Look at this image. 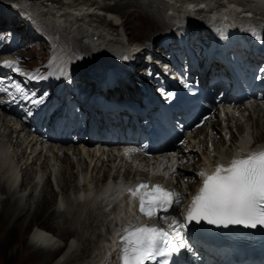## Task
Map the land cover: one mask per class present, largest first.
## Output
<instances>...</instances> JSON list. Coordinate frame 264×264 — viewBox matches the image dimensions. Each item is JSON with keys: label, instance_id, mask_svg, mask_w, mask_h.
Wrapping results in <instances>:
<instances>
[{"label": "bare ground", "instance_id": "bare-ground-1", "mask_svg": "<svg viewBox=\"0 0 264 264\" xmlns=\"http://www.w3.org/2000/svg\"><path fill=\"white\" fill-rule=\"evenodd\" d=\"M27 1L31 4L32 8L18 10L20 6L14 5V1L0 0V6L2 8L0 17L4 18V24L9 26L3 27L2 29H13L18 34H23V40H31L34 39V37L29 38L28 35L35 34V37H38L36 32H33L34 27L36 29L38 28L41 38L44 37L43 40L47 45L52 42L57 50L56 52L55 50L52 51V57L49 61H52L54 57L57 56L58 58L55 66H57L59 60L63 61L60 64L62 65L65 57L68 56L67 60L69 61L71 59L70 61H72V63L70 62L67 65V70L69 72L75 70L76 66L81 63L84 53L88 64H92L93 62L92 52L93 56L96 55V52L99 54L100 66L106 61L109 62L108 58L117 53L115 51L116 41L118 39L128 40L126 34L129 35V40H132L130 43L128 41L129 49L135 50L134 39L143 42L154 40L156 34L166 29L169 20H172V23L183 28V31L188 28L191 29L196 27L200 29L201 27V29H208L211 30V32H220L222 31V24L226 21L221 15L231 12L232 10L229 8L241 10L236 0V3L227 1L229 8L221 7L213 12L211 16L205 15L204 11L200 10L199 6H203V3L198 2V0H196L198 2L197 4L195 0H180V3L177 2L178 0H115L113 4L105 3L106 5H99L100 7L96 6L100 3L98 0L95 2H93V0ZM164 3L165 5H163ZM9 8H11L9 11L10 15L8 14ZM132 8L134 10H132ZM189 8L191 10H189ZM35 10L38 12H34ZM29 14H32L31 17H33V19ZM44 15L52 16V21L49 25H47L45 21L46 17L42 19L44 21L38 24L37 19ZM234 18L237 19V16L235 15ZM34 19H36V21ZM32 21H35L37 24H33ZM4 24H2V26ZM43 24L48 27V35L46 34L45 28L42 26ZM89 25L92 26L88 27ZM93 29L99 30L95 31ZM140 29L143 30L141 33ZM155 31L157 32L154 34ZM64 33L70 34L71 38L66 37ZM56 34H58L59 39H52V35ZM141 34L144 36H141ZM124 35H126L127 38H125ZM200 35H198L199 37L195 40L198 49L200 41L203 40V37H200ZM95 36H98L97 38L101 37L104 40L99 41ZM62 42H64V45H67L66 49L62 46ZM65 51L68 53H65ZM146 56H149V58L146 59ZM134 58L139 62H150L152 68L156 69L157 72L158 69H162L164 65H168L167 69L173 70L172 62L167 54H157L155 50L135 52ZM180 62L182 61L179 58L175 65H178ZM94 66L98 67V62L89 66L91 71H93ZM194 67L192 65V68ZM45 70H47V68ZM209 71L210 64H207L201 74L202 77L205 72L207 73ZM6 78H9L6 82H15V91H13V86L6 85V82L3 89L7 88V91H1L8 95H16L18 93L16 91V86L21 87V81L24 82L25 79H19L12 73L7 74L5 79ZM22 89H24V92L28 94V96H31V93H29L25 87ZM43 93L44 92H41V95H43ZM115 94L116 98L121 96L120 92H115ZM129 96L130 93L126 95V97ZM14 101H17V97ZM33 106L35 108L37 107L35 104H33ZM236 108H238L239 114L236 117H229L226 120V124L220 123L216 118L206 122L194 132L192 143L177 149L176 153L179 155L177 160L180 164H183V168L179 170V175L175 178V182H169L168 184L174 191L179 192L183 197L178 208H176L178 213L184 212V207L189 204L187 198L193 192L197 191L200 186L199 183L196 184L195 176V171L199 166L203 165L205 162L214 163L217 160L228 158L237 149L238 142L242 137L245 139V142H243L244 145L246 141L251 142L253 139L251 138L250 128L252 129L255 127L258 130H260V128L263 130L253 142L258 143L264 141V123H262L263 120L261 117V114H264V107L259 109L256 118L252 115H248L244 120V124L241 123V119L244 118V110L241 108L240 104H237ZM81 110L85 115L88 114L85 108ZM239 116L240 118H238ZM93 117L98 120L95 113H93ZM228 135H230L231 139L226 138ZM37 148L39 149L37 144H34L31 139L21 141L17 138L12 127L5 120L0 118V155L3 156V158L0 159V174L1 172H5V179L8 180L12 186H16L17 183H14L15 179L19 172H21L23 181L20 184V188L28 187L27 189H29L28 194L24 197H20L16 195V191L14 193L7 191L4 184L0 182V192H2V196L0 197V264H8V262L13 259L17 260L12 264H50V260L54 259L57 253L63 249L61 247L55 250L35 249L36 251L33 253H27L25 250V241L20 238V234L22 231L29 229L30 225L34 222L37 223L38 228H42L46 230V232H55L60 238H62V236L64 238L65 236L69 237L68 242L71 236H79L81 238L80 241L83 240V245L79 250L77 248V250L74 251L78 253L75 254L73 252L70 255L63 254L64 260L61 264H74L80 259H82L80 262L81 264H87L89 262L88 253L84 258L81 257V253H83L84 249L85 251L87 250L86 245H88L87 248H89V242H91L90 246L93 244L95 245L96 239L101 237L97 245L100 251L96 254L99 255L102 253L105 243L109 242L106 236L109 235L110 217L117 215L119 219H122L126 216L123 212L102 215L92 208L95 206L94 201H96L97 198H100L102 202L108 200V205L118 199L120 193L117 191L118 189L113 186V182H109L108 187L103 186V184L106 179L110 178L109 172L112 167L116 166L118 169L122 170L126 168L125 164L127 163L117 162L112 157L104 160L101 156L106 153H100V150L97 149L87 150L89 152L91 151V154L89 153L88 157H86L89 159V161L86 162L81 154V152L87 154L85 153L86 150L80 145H72L70 148L75 157V162H73L67 152L62 151L63 147L59 148L57 145L45 148L44 151L39 152L34 158L29 156L32 155L30 153H33ZM60 151H62V153ZM26 153L28 156L25 158ZM29 159H31V162H29ZM143 159V156H141L139 161L141 162ZM107 162H110L111 165L104 170V167L107 166ZM36 163L39 165V170L33 168ZM12 164H16V166L10 167L8 170L5 168V165ZM35 172L40 173L41 176H44L48 172V174L55 172V187L60 188L62 195H68L69 199L65 202L63 201L62 195L55 191L49 178L44 180L40 187L42 188L40 195L35 197V186L31 184L32 175ZM78 176H81L83 180L81 186H85L86 189L79 188L77 181ZM139 176H141V173L127 171L125 179L132 180ZM29 184L30 186H28ZM59 196L61 197V203H64L66 207V210L63 212L65 215L62 214V216L58 215L60 211L56 209L55 205ZM78 196L81 197L83 201H79ZM20 201L22 203H19ZM96 204L99 206L98 203ZM53 206L55 208H53ZM99 210H102V208L99 207ZM58 216L61 218L62 224L65 223L63 219L67 222V225L58 226L62 233L60 235L58 234L59 230L56 226H53L54 223L51 225L53 217L57 218ZM73 223L77 224V227H73ZM49 229L56 231L53 232ZM86 234L96 236V239L93 237V239L89 241ZM44 237L45 234L38 232V234H35L34 239L41 243L44 241ZM76 247L77 245L73 246L72 249H76ZM93 247L94 246H91L87 252ZM59 255L57 257H59ZM96 260L97 258L94 259V262Z\"/></svg>", "mask_w": 264, "mask_h": 264}, {"label": "snow or ice", "instance_id": "snow-or-ice-1", "mask_svg": "<svg viewBox=\"0 0 264 264\" xmlns=\"http://www.w3.org/2000/svg\"><path fill=\"white\" fill-rule=\"evenodd\" d=\"M4 66L21 72L13 61H6ZM0 90L6 92L7 88ZM16 91L35 105L43 103L42 99H32L19 86H16ZM136 151L139 149L128 150ZM170 155L176 157L178 154L173 152ZM176 163V160L172 161L173 175L177 174ZM197 175L201 178V187L188 208L180 213L181 220L174 218L175 209L183 199L179 192L167 190L161 184L149 183H139L124 190L130 203L138 202L139 215L137 223H130L122 229L120 264H157L158 257H171L185 247L182 230L191 222L198 224L206 221L224 227L264 226V149L236 155L227 164L217 163L211 172L202 169ZM145 219L152 223H140ZM157 220L163 221L173 232L156 227ZM174 237H180L179 244ZM163 264H169L168 260L165 259Z\"/></svg>", "mask_w": 264, "mask_h": 264}, {"label": "rangeland", "instance_id": "rangeland-1", "mask_svg": "<svg viewBox=\"0 0 264 264\" xmlns=\"http://www.w3.org/2000/svg\"><path fill=\"white\" fill-rule=\"evenodd\" d=\"M14 1V2H13ZM69 1V0H68ZM95 1H97V0H93V2H95ZM98 1H100V3L99 4H97L96 6H98V7H100V6H103V4H109V3H111V4H113L114 3V1L115 0H98ZM122 1H125V0H122ZM136 1V0H135ZM172 1H175V0H172ZM11 2H13V3H15L14 5H18V6H20V7H23V6H25V7H27V8H29V9H31L32 7H31V4L26 0H11ZM103 2V3H102ZM18 3V4H17ZM105 4V5H106ZM1 5V4H0ZM49 5V4H48ZM100 5V6H99ZM20 7H18V10H23L22 8H20ZM33 7H35V6H33ZM13 8V7H12ZM15 8V7H14ZM36 8V7H35ZM86 8V7H85ZM10 9L11 8H9L8 9V14H9V11H10ZM241 9V8H240ZM132 10H134L133 8H132ZM189 10H191L190 8H189ZM0 11H2V8H1V6H0ZM34 12H38L37 10H35ZM39 12H41V11H39ZM100 12V11H99ZM18 13H20V12H18ZM31 13H32V11H31ZM10 15V14H9ZM31 15L32 14H29V16L31 17ZM10 17H12V16H10ZM46 17V18H45ZM49 17V18H48ZM51 17L52 16H49V15H46V16H43V17H41V18H38L37 19V21H38V24H39V22L41 23L42 21H44V20H42V19H44L45 18V21L47 22V25H49L50 24V22L52 21L51 20ZM28 18V17H27ZM32 19H33V17H31ZM168 18V17H167ZM39 19H41V20H39ZM35 21H36V19H34ZM167 20H169V19H167ZM227 20V19H226ZM15 21V20H14ZM17 21V20H16ZM35 21H32V23L33 24H37ZM169 22L170 23H172V20H169ZM5 23V20H4V18H1L0 17V25H2V24H4ZM93 24V23H92ZM47 25L45 26L44 24L42 25L43 26V28H45V31H46V34L48 35V33L49 32H47V29H48V27H47ZM109 25V24H108ZM45 26V27H44ZM90 26H92V25H89L88 27H90ZM109 27H110V25H109ZM4 29H6V28H4ZM4 29H2V28H0V33H2V32H7V31H9V30H4ZM171 29V26H166V30L168 31V30H170ZM93 30H99V29H93ZM165 30V29H164ZM34 32H36V34L38 35V37H35V34H29L28 35V37L29 38H31V37H34V39H31V40H23L24 38H23V34H19L20 35V42H21V44H22V46H20L17 50L22 54V56H24L27 60V63H28V65L30 66V67H36V66H39V65H44V64H46L50 59H51V57H52V49H53V43L51 42L49 45H47V43L43 40L44 39V37H42L41 38V36H40V34H39V32H40V30L37 28H35L34 27V30H33ZM127 31V30H126ZM143 30H141L140 29V33L142 32ZM160 31V30H159ZM20 32V31H19ZM157 31H155L154 32V34L156 33ZM98 33V32H97ZM153 34V35H154ZM64 35L66 36V37H70L71 38V36H70V34L68 35V34H65L64 33ZM126 35L128 36V38L126 37ZM126 35H124V37L125 38H127L128 39V41L129 42H131L132 40H129V35L128 34H126ZM130 36H131V34H130ZM141 36H144L143 34H141ZM98 36H95V38L97 39V40H104L103 38H97ZM133 37H135V36H133ZM23 38V39H22ZM58 38V35L56 34V35H52V39H57ZM131 38H132V36H131ZM140 38H142V37H140ZM135 40V39H134ZM139 41V40H138ZM78 50V49H77ZM260 104H262L263 105V102H260ZM260 104L259 105H257V106H254V108H255V112H253V114H252V116L254 117V118H256L257 117V112L259 111V107H260ZM261 117H262V123H264V114H261ZM261 130V131H260ZM260 130H258V129H256L255 127H253L252 129L250 128V131H251V138L253 139V140H256V138H257V136L258 135H260L261 133H262V129L260 128ZM252 140V141H253ZM79 146V145H78ZM81 146V145H80ZM66 148L67 147H69V148H71V146H65ZM82 147V146H81ZM79 148V147H78ZM38 149V148H37ZM84 150H86L85 151V153H87V154H83L82 152H81V154L83 155V158H84V160L86 161V162H88L89 161V159L88 158H86V157H88V154L90 153L91 154V151L89 152V151H87L88 149H93V148H83ZM61 153H62V151H60ZM68 155L72 158V160H73V162H75L76 160H75V157L73 156V154H72V150H70L69 152H68ZM74 157V158H73ZM104 160H106L107 158H111V155H107V154H104V155H102L101 156ZM107 164V166L106 167H104V170L105 169H107L108 167H109V165H111V163L110 162H107L106 163ZM33 168L35 169H37L38 170V168H39V165H38V163H36L34 166H33ZM75 171V170H74ZM49 173V172H48ZM54 188H55V191L58 193V194H61L62 195V192H61V189L60 188H56L55 186H54ZM79 188L81 189V188H83V189H86V187L85 186H81L80 184H79ZM41 189L42 188H40L39 190H37V193L36 194H34L35 195V197H38L39 195H40V191H41ZM2 194V192H0V197L2 196L1 195ZM52 195H53V192H52ZM62 197H63V200L64 201H67L68 199H69V196L67 195V196H65V195H62ZM19 203H22L21 201L19 202ZM53 208H55L54 206H53ZM62 214H64L63 212H59V216H62ZM65 215V214H64ZM47 216V215H46ZM57 217V218H54L53 217V219L51 220V225H53V223H54V225L53 226H56V228L59 230V227H61V226H63V225H67V222L63 219V221L65 222H63L64 224H62V221H61V218L60 217ZM48 221H49V218H48ZM75 223H73L72 224V226L73 227H77V224H75ZM34 225H37V223H33V224H31L30 225V227H29V229H27V230H25V231H22L21 232V234H20V238L22 239V240H24L25 241V250H26V252L27 253H33L34 251H36L35 250V248H33L31 245H29V244H27V234H28V232L33 228V226ZM38 226V225H37ZM59 226V227H58ZM49 230H51V229H49ZM61 230V229H60ZM60 230L58 231V234L60 235V234H62L61 232H60ZM51 231H56V230H51ZM23 233V234H22ZM55 233V232H54ZM87 235V238L89 239V241L91 240V239H93V237H94V239H96V236H92L91 234H86ZM89 235V236H88ZM59 237V236H58ZM86 238V237H85ZM68 239H69V237H66L65 236V238L62 236V238H61V240H62V243H64V246H61V248H63V249H61V251L60 252H58L57 253V255L55 256V258L54 259H51L50 260V264H61L62 262H63V260H64V255L66 254V255H70V254H72L75 250H77V248H78V250L81 248V246L83 245V240L82 241H80L81 240V238L78 236H74V237H70V241L68 242ZM73 239V240H72ZM74 241H75V243H74ZM71 243V244H70ZM87 243V242H86ZM90 244H91V242H89V248L91 247V246H94V244L93 245H91L90 246ZM70 245H71V247H70ZM72 245L73 246H76L77 245V247H76V249L75 248H73L72 249ZM88 247V245H86V251H85V249H84V251H83V253H81V257L82 258H84V256H86V254L88 253L87 251H88V249L89 248H87ZM55 249H57V248H54V249H50V248H48V249H43V250H55ZM72 250V251H71ZM68 251V252H67ZM75 253V252H74ZM78 252H76L75 254H77ZM60 254V255H59ZM64 254V255H63ZM83 254V255H82ZM59 255V257H57ZM57 257V258H56ZM80 257V258H81ZM16 260L17 259H13V260H11L10 262H8V264H12V263H14V262H16ZM43 260V259H42ZM81 260L82 259H80V260H78V261H76L74 264H81L80 262H81ZM21 264V263H20Z\"/></svg>", "mask_w": 264, "mask_h": 264}]
</instances>
